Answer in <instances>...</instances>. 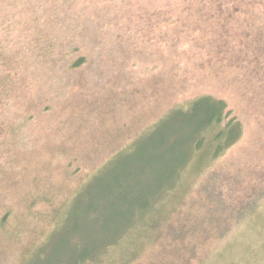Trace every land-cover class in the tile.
I'll list each match as a JSON object with an SVG mask.
<instances>
[{
  "label": "rangeland",
  "instance_id": "rangeland-1",
  "mask_svg": "<svg viewBox=\"0 0 264 264\" xmlns=\"http://www.w3.org/2000/svg\"><path fill=\"white\" fill-rule=\"evenodd\" d=\"M6 2L0 264L43 243L63 204L43 264H264V0ZM204 94L227 102L243 136L206 183L191 154L193 171L167 181L157 158L181 153L171 129Z\"/></svg>",
  "mask_w": 264,
  "mask_h": 264
},
{
  "label": "trees",
  "instance_id": "trees-1",
  "mask_svg": "<svg viewBox=\"0 0 264 264\" xmlns=\"http://www.w3.org/2000/svg\"><path fill=\"white\" fill-rule=\"evenodd\" d=\"M1 2L2 0H0V4ZM6 3L13 6L18 4V0H7ZM186 104L189 105L187 110H179V118L182 120L181 128H179V130H177V128L171 129V131L180 135L173 147H176L178 145L177 143H180V145H182V151L178 156L173 155L170 162H166L164 156L158 157L157 167L162 173H165L162 165L168 170V172L165 173L168 175L167 181L174 180V175L177 178L176 180L179 181V178L184 177L183 175L187 173L189 170L188 168H192L193 171V165L188 164V157L190 154L195 155L197 157L196 166L194 167L197 172L196 176L200 178L198 181L201 182L202 180L206 183L209 177L207 174L209 169L242 138L243 123L236 116H233V112L228 108V104L224 99L216 98L213 95H200L188 101ZM159 144L167 146V141L162 138ZM185 146L189 147L188 150H186ZM173 147L168 150L175 149ZM83 182L84 184L88 182V176H86ZM209 184H211V181ZM209 184H204L206 190H209ZM153 203L154 201H152V203H145L143 206L140 205L136 213L131 212V219L132 216L140 219L142 215L151 211L150 209ZM128 206L133 209V203H130ZM64 207L63 204L59 208H56L54 211L55 215H52L50 219L46 220L47 222L45 221L50 232L43 240V243L40 242L37 244V237L27 248L21 251L20 261L15 264H43L48 261V256L45 255L46 252H43V249L49 243V235L53 233V230L59 225V222H61L62 215L60 214L62 210H64ZM209 221L211 222V220ZM166 222L173 223V218L170 217ZM153 241L152 247H156L157 241ZM144 253L145 251L143 254ZM140 255L142 254L126 255L119 264H132L139 259ZM92 257L95 258V255L92 253L83 254L82 256L77 255L74 264H86L90 259L93 260Z\"/></svg>",
  "mask_w": 264,
  "mask_h": 264
}]
</instances>
